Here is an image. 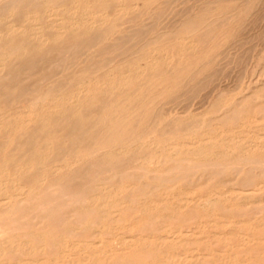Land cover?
<instances>
[{
  "label": "bare ground",
  "instance_id": "bare-ground-1",
  "mask_svg": "<svg viewBox=\"0 0 264 264\" xmlns=\"http://www.w3.org/2000/svg\"><path fill=\"white\" fill-rule=\"evenodd\" d=\"M52 1L0 0V22L9 20L3 22L6 23V26L2 23L5 27L0 30V88L10 87L11 80L3 82V79L10 78L11 73H16V78H18L19 70H30L29 68H33L40 59H43L45 53H50L54 49L61 53L64 52V49L69 50L71 45H75L78 36L87 32H83L79 28L80 21L84 22L83 25L89 24L88 27L93 30L96 24H103L109 15L106 10H102L103 6L98 3L99 0H61L57 3ZM145 1H140V4ZM129 2L128 5L123 2L122 4L117 3L114 8L116 13L130 7ZM136 3L137 0H131V5ZM102 4L105 5L104 2ZM214 10L210 11L209 17L207 13L204 15L208 19L202 16V13H205L202 12V15L198 14L193 19L191 18L192 20L189 19L181 25L182 27L180 26L181 33H189L187 40L191 46L197 47L198 43L204 40L203 36L211 34V29L204 33H201V30L213 25L221 18L222 11ZM222 13L224 14V12ZM65 14L69 16L63 17ZM43 15H47L45 20L48 16L51 17L50 15L60 16L58 29L56 31L50 29L52 32L47 33L48 36L43 33V31L47 32V27L46 30L41 31V27H37L38 25L35 29L28 24ZM96 15L97 17H94ZM11 17L15 19H10ZM58 18L56 17V19ZM66 18H68L67 21H64ZM55 21L54 23H57ZM72 21L76 27H71ZM90 21L91 23H88ZM68 22L70 27L66 26ZM95 22L97 23L94 25ZM91 25L94 27L92 28ZM51 26L53 25L51 24ZM32 27L35 29V31L31 30L35 41L31 42L30 39L29 43H25L28 40L26 39V41L24 38L30 33V31L29 33L26 31ZM166 27L164 26V28ZM110 28L109 30L112 29ZM109 30L107 28L103 33L105 35L109 33L110 36L114 30ZM31 36L33 37V35ZM24 40L25 42H23ZM139 48L143 47L139 46ZM161 49L165 50L166 47L162 46ZM150 50L153 51L154 48L148 51ZM146 55L147 53H143L144 57ZM180 60L181 57L177 63ZM51 61L49 60V62ZM55 64L57 65V63ZM118 65L116 64L102 73H100L101 67H98L99 69L97 67H95L96 69L89 68L90 71L82 69V73L80 68L78 72L76 71L81 73L78 74L79 76L76 77L73 74V77L67 79L70 83L65 85L71 84L67 91L62 89L64 87L62 84V86L58 84L61 89L55 87L56 89L51 90V85L56 83V78L59 77L61 71V75L63 72L68 75L71 72L67 73L66 69V72L63 71L64 69L59 70V75L54 77L55 82L51 85L47 84L46 89L39 90L32 87L29 90L24 88L25 91L20 88V92L16 93V101H21L23 107L28 104L26 102L32 103L38 101L37 99H41L43 102L44 98L50 96L45 104L39 103L40 105L38 104L39 106L33 111L25 109L24 112L28 116L22 111L24 117L21 115V118L9 119L13 114L5 110L6 118L0 119V136L4 137V139H0V264H264V132L259 133L264 129V101L260 100L256 104L254 102L251 104L249 93L238 97L239 101L234 100L236 97L232 100L233 97L230 98V95L227 97L225 94L224 96L227 98L221 96L222 98H219L217 102H213L215 107L207 109V112L218 111V118L209 117L210 120H208L205 117L206 123L204 122L203 127L201 126L204 124L203 122L202 124L199 122L200 126H195L196 121L201 120L196 114L201 115L204 111L193 114L192 116H197L193 122H191L192 120L188 122L186 119V124L184 119V125L182 123L176 125V122H181L179 120L182 118L181 111L180 115L168 117L170 120L164 121L165 123L158 132L154 129L155 118L150 121V124L152 121L153 123L151 126L148 125V131L145 126L142 127L147 121L146 118L149 117L146 112V105L149 102L148 100V103L146 100L143 102L144 105L146 103V110H144V105L140 101L143 106L142 111L144 110L147 115L146 118H143V122L142 116L146 114L143 111L144 114L136 121L138 129H134L136 125H133L134 114H136L137 108L138 110L141 108H139L138 102L139 106L134 105L130 108L132 110H129L127 105L132 100L128 103L131 98L128 97L131 96L133 90H139V86L141 89L149 83L153 82L152 84H154L156 81L154 78L157 79L156 76L159 74L156 71L159 69L154 70L155 72L151 69L153 66L156 67L154 57H151L146 65L144 64L145 68L138 69L133 75L134 77L130 73L129 65L124 69H120V65ZM147 68L148 71H146ZM36 72L40 73L41 70ZM76 72L74 73L77 74ZM55 73L54 75L52 73L51 76H55L57 74ZM64 74L62 76L68 77ZM31 75L30 77H32ZM61 75L58 79H61ZM159 76L161 75L159 74ZM131 79H134L133 82ZM52 80H48V82H52ZM139 80L143 82L142 86ZM114 89V95L103 104L99 111L91 113V111L89 112L91 108L87 110V113L91 115L96 113V117L92 125L88 124L87 120V122L84 121L86 126L87 124L91 126L86 127L83 135L76 136L71 131L73 136L70 137V144L75 146L72 145L71 149L67 146L69 150L66 151V154L69 156L64 153L62 157L54 156L55 158L51 160L50 156H53L54 148L59 146L57 145L59 142H55V140L62 138V134H60L61 136H58L61 138L52 139L53 135L57 134L55 130L60 128L65 131L69 127L68 125L81 122L85 118L79 111L81 105L86 103L87 106L88 103L97 100L101 91L112 92ZM4 91L8 93L7 90ZM3 94L5 95V93ZM21 94L23 97L20 98ZM4 95L2 96L4 97ZM120 97H123V100H119ZM251 98L255 97L252 95ZM123 103L127 105L126 109L124 107L125 110L121 111ZM151 104L153 105V103ZM118 105L121 107H119L120 110L117 109ZM237 105L239 106L237 107ZM257 111L261 113H256V115H260L259 117L254 116ZM73 114H76L77 118ZM91 115L88 116V119ZM0 116L3 115L0 113ZM158 119L157 124L161 125L160 117ZM211 119L214 121L212 122ZM49 120L50 123L53 120V124L46 130L49 127ZM91 120L92 118H90ZM203 120L205 121V119L201 121ZM46 121H48L47 127H45ZM248 121L258 122L255 126V130H257L255 135L259 138L258 140L254 138L252 142H249V145H247V135H244L247 132L241 135V129L234 128L236 123L242 128L246 123L248 125ZM82 122L80 124L84 127ZM80 124L75 126L80 128ZM90 127L92 129L87 130ZM141 127L143 133L146 128V135L152 136L149 143L164 144L167 142L165 145L162 144L163 146L158 149L159 152L154 149L149 152L142 149L141 137L146 135H143L139 130ZM200 127L202 128L200 129ZM245 128L247 129V127ZM234 129L237 130H235L236 133L240 134L233 135ZM79 131L78 133H80ZM154 131L157 132V140L154 138ZM62 133L63 136L67 135L68 130L66 134ZM19 136L21 138L34 136L33 139L30 138L26 142L27 148L24 147L26 156H21V153L15 150L8 151L9 155L1 154L2 150L6 152L8 150L6 148L10 147L12 142L14 144L15 137ZM81 140L84 144L81 143ZM85 140L86 142H84ZM149 143L147 141V145ZM14 145L17 149L18 145ZM15 147L13 146L12 149ZM57 149L61 152L59 148ZM56 151L54 150V155L57 154ZM8 174H11V178L9 180L6 178L7 180L3 181L5 180L3 177L9 176ZM22 174L31 175V177L23 176V178ZM185 179H191L194 184L190 183L189 186V183L186 182L185 185L183 183L181 185ZM183 186L187 188L184 190ZM240 216L242 219H238ZM91 234L97 239H90L92 242H87V237Z\"/></svg>",
  "mask_w": 264,
  "mask_h": 264
},
{
  "label": "rangeland",
  "instance_id": "rangeland-1",
  "mask_svg": "<svg viewBox=\"0 0 264 264\" xmlns=\"http://www.w3.org/2000/svg\"><path fill=\"white\" fill-rule=\"evenodd\" d=\"M53 1H54V3H57V2H59L61 0H57L56 2H55V0H53ZM115 1L116 0H114V1H112V0L111 1H109V0L108 1L107 0H99L98 1V3H100L103 6L102 10L103 11L106 10L109 13V15L106 17L107 20H105V22L103 24L100 23L99 25L96 24L97 22L93 23L94 25L96 24L95 27L97 26L96 29H95L94 25H91L92 28L94 27L93 30L91 29V27H88L89 24L85 23L83 25L84 22L82 23V21H80L81 22V26L79 25L80 22L78 23L79 28L82 29L83 32L84 31H87V32H84L83 35L80 34L78 36L77 43L75 45H71L69 47V50L66 48V49L63 50L64 52L60 53V51L58 52V50H57V52H56V49H54L55 51L53 50V51H50V53H45L44 56H43V59L42 60L40 59L41 61L39 60L40 63L39 62H37V64L35 63L36 65H34L33 68L32 67L29 68L30 70H28V69L19 70V72H17L18 73L17 74L18 78H16V73H11L13 76L15 75L14 77L16 78V81L18 83L14 80L15 78L12 75H11L10 78L3 79L4 80L3 82H9L8 80H11V82H10L11 84H9L11 89L8 86H7L8 89L6 87L0 88V89H2V90H0L2 95H4L3 93H5V95H6V97H5V95H4V97L2 95L0 96V109H1L0 113H1V115H3V116H0V119L1 118H3V119L6 118L5 116H6V111L7 110L12 112V114H13V115H11L9 117V119L21 118L20 117L21 115H22V117H24V114H22L21 112L22 111L24 112L25 109H27V110L29 109V110L33 111L40 104H43V103L45 104L49 100L50 96H48L47 98H44L43 102H42L41 99H37L38 101H35L36 103L35 102H32V103L26 102L28 104L26 106H24L25 107L24 108L21 105L22 104L21 101L20 102L16 101V96L20 92V88H22L23 90H25V89L29 90V88L32 89V87H34L36 89H39V90L40 89L41 90L46 89L47 88L46 87L47 84L51 85V83L55 82L54 77L56 78L59 75L58 72H60L63 69H64L63 71H65V69H66L67 73L70 72V71L72 73L70 72L71 74L69 73V75H68L66 73L64 74V72H63L62 75L64 74L65 76H68V77H64V76L61 75V72H62L61 71L60 72V75L62 76L61 79H58V78H60V75H59V77L56 78V83L57 84L56 83L52 84L51 85V90L54 89L55 87H57L58 89H61V87H60L61 84L64 86V87H62L63 90H65V91H67V89L69 90L71 84L70 85L68 84V86L65 85V84L70 83L68 80L70 79V77H73L72 76L73 74L76 77L79 76L82 73V69H87V70L89 68L96 69L95 67H97V69H99L101 67L100 68V73H102V71L105 72V70H107L108 68L114 67L116 64L120 65V66L118 65L120 67V69H124L125 67H128V65H129L130 69H131L130 73H131L132 77H134L133 75L137 72L138 69L141 70L142 68H145L146 62L151 57H154V65L156 66V67L153 66L151 69L153 71L156 70V69L157 70L159 69L156 72L159 73L161 76H159V74H158L156 76L157 79L154 78V80H156V81H154V84H152L153 83L152 82V83H149L148 85H145V86L141 87V89H140V86H139L138 87L139 90H137V89L133 90V92H136V93L134 94L133 92H131V96L128 97V98L131 97L130 100H128V98H127L128 103L131 102V100H132V102L130 104H128V105L123 103V107H122V110H121V111L125 110L126 109V107H125L126 105H127V108H129V110H132L130 108L134 107V105L135 106H139L140 105L139 108H141V109L138 110V108L136 107L137 108L136 114H134V112H133V114L135 115V118H134V115L132 114V116H133V118L135 120V121L133 120V122H134L133 125L136 124V121L138 120L137 118H141V116L144 114L143 111L146 110L145 105L148 102H149L148 105H146L147 106V111L146 112L148 113V115L144 111L146 113V114H144L145 117H143L144 115L142 116V121H143V118H146V115H147V117L149 116L148 118H146V120L148 122L144 119L146 122L143 121L144 125L143 126L141 125V126L142 127L145 126L146 128L151 126L153 121H152L151 124H150V121L154 120V118H155L154 122H156V123L154 125V129H156L157 132H158L161 129V127L163 126V124L165 122H167L168 120H170L169 119L170 117H173L174 115H180L181 111H182L181 116H182L183 119L179 118V120L181 122H178V123L176 122V125H178L179 123L180 124L182 123L184 125V121H183L184 119L185 120L188 119V122H189V120L190 121L192 120L191 122H193L194 120L197 119V116L200 117L201 120L205 119V121L204 120L203 121H201V120L198 121L199 120L198 119L196 121L197 124H196L195 127L200 126L199 122H201V124H202V122L206 123V118L205 117H207V119L209 117L218 118V116H219L218 111L216 112V111L213 110L214 113H212L213 111L207 112V109L211 108L214 105L213 102H217V100H219V98H222V97L223 98H227L230 95V98L233 97V98H231L232 100L236 97L234 100L235 101H239V100H237L238 97L240 98V97H242L244 95H247L249 93L250 103L251 104H252V102H254V104H256L257 101L260 102V100H261V102L264 101V95H263L264 94V91H263L264 90V57H263L264 56V23H263L264 22V0H253V1L252 0H247V1L246 0H242V1H240V0H234V1H232V0H230V1L229 0H223V2H222V0H216V1L215 0H148L147 1L146 0L147 2L145 1L146 3L144 2L143 4H140V1L142 2V0H137V3L133 4V5H131V0H130V2H129V0H120V1L117 0L118 1L117 3L120 2L122 4V2H123V4L126 3V5H128V2H129V4H130V7L125 8L120 13L119 12L116 13V11L114 10V8H116V4H117ZM155 1H156V3H155ZM103 2L105 3V5L102 4ZM106 2H107V4H106ZM243 2H244V4H243ZM228 7H229V9H228ZM150 8H152V9L154 8V9L152 10ZM182 8H184V9H182ZM157 9H159V10H157ZM190 9H191V12H190ZM214 9H218V10H214ZM247 9H248V11H247ZM155 10H156V13H155ZM212 10L217 11V12L218 11H222V12H224V14L221 12L220 14H222V15H221L220 19H218L213 25H210L209 27L203 28L201 30V33H204L208 29H211V34L212 35L208 34L206 36H203L204 40L199 42L198 43L199 45H197V47L196 46H194V47L191 46L189 44L188 40H187L188 36H189V33L188 32H182L181 33V30H179L182 27L181 25H183L189 19L192 20L198 14H200V15L203 14L202 16L205 17L204 15L207 13V16H208L209 14H211L210 11H212ZM228 11L229 12L231 11V13H229ZM175 12H177V13H175ZM202 12H205V13H202ZM187 13H188V15H187ZM66 15H68V14L63 15V17H65ZM50 16L51 17L48 16V18H46V20H45L44 18L47 17V15L46 16L43 15V17H39L40 20H38L39 18L36 20L37 22L36 21H34V22L32 21V22L28 23L26 21V23L32 25L35 29H36V26L38 25L37 27H41V31L46 30V27H47V32L45 33L43 31V33L48 36L47 33L50 34V32L56 31V29H58L57 25H58V22L60 20V16L59 15H57V16L50 15ZM58 16H59V18H58ZM143 16H144V18H142ZM239 16H240V18H239ZM56 17L58 19H56ZM94 17H97V15L94 16ZM208 17L206 19H208ZM237 18H238V20H237ZM10 19H15V18L11 17ZM67 19L68 18H66L64 21H67ZM42 20L43 21L45 20L44 23H43ZM55 20H57V21H55ZM72 20H73V18H72ZM239 20H241V21H239ZM5 21H9V20L6 19ZM5 21H1L0 22V30H2L3 27L6 26V23H3ZM49 21H51V23L48 26ZM54 21L57 22V23H54ZM2 23L5 26H3ZM88 23H91V21L88 22ZM51 24L53 26H51ZM168 24H169V26H168ZM176 24H177V26H176ZM54 25H55V27H54ZM71 25H69V22H68V24L66 26L67 27H70V26L71 27H76V25L73 24V21L71 22ZM166 25H167V27H166ZM164 26L166 28H164ZM33 27L30 28V29H27L26 32L29 33V31H30V33H32L31 30L35 31V29ZM110 27L114 31H112V34H110V36H109V33L108 34L106 33V35H107L106 36L105 33H103V32H104V30L106 31L107 28L109 30ZM151 27H153V28H151ZM53 28H54V30H53ZM50 29H52V31H50ZM84 29H87V30H84ZM89 29H91V30H89ZM111 30H109V31H111ZM148 32H150V33H148ZM157 32H159V33H157ZM173 32H175V33H173ZM240 32H242V33H240ZM125 33H127V34H125ZM29 34H27L26 37L24 38L25 40L27 39L28 41L26 40L27 42H25V40H24L23 42L29 43L30 39L32 40L31 42L35 41L34 34L33 33L31 34V35H33V37L31 35H29ZM225 34H227V35H225ZM181 35H182V37H181ZM183 35H184V37H183ZM223 35H225V36H223ZM90 36H91V38H90ZM214 36H215V38H214ZM212 38H214V39H212ZM118 39H120V40H118ZM143 39H145V40H143ZM164 40H166V41H164ZM139 42H140V44H139ZM142 44H144V45L141 46ZM217 44H218V46H217ZM184 45H185V47H184ZM139 46L143 47V48H139ZM162 46H165L166 49L165 50L161 49ZM205 46L208 47V48H206ZM204 47H205V49H204ZM152 48H154L153 51H151V50L148 51L149 49H152ZM125 49H127V50H125ZM104 50H106V51H104ZM201 51H202V53H201ZM116 52H118V53H116ZM143 53H147V55L145 56L146 58L143 56ZM73 54H74V56H73ZM139 54H140V56H139ZM104 55H108V56H104ZM118 55H119V57H118ZM37 57L39 58V56H37ZM69 57H70V59H69ZM180 57H181V60L177 63V60ZM96 58H98V59H96ZM130 58H131V60H130ZM54 59H57V60H54ZM49 60L50 61L52 60V61L49 62ZM67 60H69V61H67ZM106 60H107V62H106ZM20 61L23 62L22 60H20ZM117 61H118V63H117ZM122 61H124V62H122ZM130 61H131V64H130ZM55 63H57V65H59V64L60 65L57 66ZM62 63H63V66H62ZM79 65H81V66H79ZM66 67L68 69L70 68L71 70L69 69V71H68V69ZM80 68H81V70H80L81 73L79 72L80 73L79 74L77 72H78V70ZM116 68H118V67L116 66ZM134 68H136V70H133ZM32 69H34V70L31 71ZM91 69H89V71ZM26 70L28 71V73H27ZM40 70H41L40 73L36 72V71L39 72ZM146 71H148V68L146 69ZM162 71H164L165 73H163ZM74 72H76L77 74H75ZM52 73H53V75H54V73L56 75L55 76H51ZM29 74L30 75L32 74L31 76L33 77V79H32V77H30ZM63 77L66 78V79L64 80ZM48 80H52V82H48ZM66 80H67V82H66ZM133 80L134 79H131V82H133ZM24 81H25V83H24ZM139 82H141V86H142L143 82L140 81V80H139ZM58 84H60V85H58ZM13 86H15V87H13ZM3 88H5L4 90H7L8 93H6V91H4ZM102 92L103 91L100 92L99 98L97 100H94L95 102L98 101L99 103H95L94 101H92V102H94V104H92V102L88 103L91 106H89L87 104V106H88L87 107L86 103H85V104H82L81 107L79 108V111L82 114V117H85V118L82 119L83 122L81 121L83 125H85L84 121H86V120L88 121V122L87 121L86 122L88 124H91V125L93 124V121L95 122L94 119L96 117V115H95L96 113L91 115V114L87 113V110H89L91 108V110H89V112L91 111V113L93 111L94 112L99 111L102 108L103 104H105V102L108 101L109 98H111L114 95L113 92H115V89L112 92L111 91H108V92L106 91V92H103V93ZM104 93H105V95H104ZM220 93H221V95L219 96ZM258 93H259V95H258ZM225 94H227V97L224 96ZM254 94H256V95H254ZM25 95L26 94H24V97H26ZM252 95L255 98H251ZM257 96H259V97L256 98ZM21 97H23L22 94L20 95V98ZM123 97H125V96H123ZM123 97H120L119 100H123ZM39 100H40V102H39ZM145 100H146V103L144 105L143 102H145ZM147 100H148V102H147ZM140 101H141V104L143 103L144 108H145L143 111H142V109H143L142 107L143 106L140 104ZM138 102H139V105H137ZM125 103H127V102H125ZM151 103H153V105ZM2 105H3V107H2ZM238 106L239 105H237V107ZM61 107H63V106H61ZM117 107H118L117 109L120 110L121 107L119 105ZM124 107H125V109H124ZM213 107H215V106H213ZM183 110H184V112H183ZM83 111H85V112H83ZM137 111H138V113H137ZM141 111H142V113H140ZM202 111H204L203 112L204 114L202 113ZM205 111H206V113H205ZM164 112H166V113H164ZM169 112H170V114H169ZM197 112L202 113V114L201 115L200 114H196L197 116L196 115L192 116L193 114H195ZM171 113H172V115H171ZM256 113H258V111L254 113V116L256 115ZM258 114H261V113L259 112ZM258 114L256 115L257 117L260 116ZM89 115H91V116L88 119ZM27 116H25V117H27ZM73 116L76 117V114H73ZM158 116L160 117V120H161V123H162L161 125L157 124V122H159V119H158L159 117ZM90 118H92V120H91L92 122L90 121ZM149 118H150V120H148ZM163 118H165V119L162 120ZM179 120H177V121H179ZM208 120H210V119H208ZM211 121L213 122L214 119H211ZM51 122L52 123H50V120H49V127L46 128V130H48L52 126L53 120H51ZM81 122H79V123L75 122V124L73 123V125L72 124L68 125L69 127L67 128V130H68V134L70 133L69 135L67 134V135L63 136L62 132H65V134H66L67 133L66 129H65V131L60 130V128H57L59 130H57V129L55 130V132H57V134H54L52 139L55 140L56 138L59 139V138L62 137L61 140H55V142H57V141L59 142V144L56 143L59 146H57L56 144L55 145L57 146V148H59L61 150V152L57 148H54V150H57L56 151L57 154L54 155L55 152L53 150V156H50L51 160L53 158H55L54 156L58 157V155H59V157H62V155L64 153L67 156L68 154H66V151H68L69 148L71 149V146L74 145L72 143L70 144V141H71L70 137L73 136V134H75L76 136L77 135L78 136L83 135V133H84L83 131L86 130V127L87 126L88 127L91 126V125H88L85 122L87 124V126L85 125L83 127L80 124ZM185 122L187 124V120ZM250 122H252V123H250ZM45 123H46L45 127H47L48 126V121H46ZM205 123L202 124L201 126L203 127V125H205ZM257 123L258 122H254L253 123V121H248V125L246 123V125L243 126L242 128L238 126V123H236L235 126H234V128H236V129L237 128H239V130L241 129L240 130L241 131L240 132L241 135H243L245 132H247V134H244V135H247V137H246V139L248 141L247 145H249V142H252V140L254 138L256 140L259 139L255 135L256 132H257V130H255V126L257 125ZM60 124L62 125L63 123H60ZM79 124H80V128L78 126H75V125H79ZM134 127H132V128L138 129L137 128V124ZM142 127L139 129V130H141V133H143L142 132ZM202 127H200V129ZM245 127H247V129ZM76 128H78L79 130H81V128H82V130L79 131ZM83 128H84V130H83ZM146 128H145V130L143 128V130L145 132V133H143V135L144 134L146 135V132L148 131V128H147V131H146ZM249 128H250V130H249ZM69 129H70V131H69ZM88 129H92V128L90 127V128H87V130ZM94 129L96 130V128H94ZM134 129H132V130L136 131ZM236 129H234V131L232 132L233 135L240 134L239 132L236 133V131L238 130V129L237 130ZM77 130L80 133H78ZM245 130H247V131H245ZM71 131L74 132V133L72 134ZM262 131L264 132V129L260 130L259 133L261 134ZM157 132L154 131V138L156 140H157V137H158V135H156ZM60 134H62V136ZM79 134H81V135H79ZM56 135H57V137H54ZM58 135H60L61 137H59ZM254 135H255V137H254ZM68 136H69V138H68ZM19 137L21 138V136H19ZM19 137H17V138L15 137L16 140L14 139V144L18 145L17 149H16L15 145L12 142L11 143L12 145L11 144H10L11 146L9 145L11 148L7 147L6 150L7 149L8 150L6 152H5V150H2L1 154L3 153V154H6V155H9L7 153L15 150L17 152H20L21 156H26V155H24V153H26L25 148H27V146H26L27 143L26 142L28 140H30V138L33 139L34 136L33 137H30V136L27 137L26 136V138L23 136L22 137L23 140H22V138L20 139ZM1 138L4 139L3 136H0V139ZM18 138H19L20 142H19ZM151 138H152V136L149 137V135L141 137V141L140 142L143 141L141 143L142 149H145L147 152L152 151L153 149H154V151L157 150L159 152L158 149H160L163 145H165L167 143V142H164V144L163 143H156V142L149 143ZM65 139H68V140H65ZM60 141H62V142H60ZM65 141H67L69 143H67ZM147 141L149 143L148 145H147ZM84 142H86V140ZM17 143H19V144H17ZM81 143L84 144L83 140H81ZM145 143H146V145H145ZM23 144H25V145H23ZM152 144H154V145H152ZM63 145H65V146H63ZM144 145H145V147H144ZM13 146L15 147L14 149H12ZM67 146H69V148ZM23 151H25V152H23ZM58 151H59V153H58ZM62 151H64V152H62ZM8 175L10 177L5 175V177H3L5 180H3V178H2V180L6 181L7 180L6 178H8V180H9V178H11V174H8ZM23 176L24 177L25 176L26 177H28V176L31 177V175L27 176V174L26 175L22 174L21 177H23ZM260 177H257V178L262 180V178H260ZM263 180H264V177H263ZM186 182L189 183L188 184L189 186L191 184L192 185L194 184V181H192L191 179H188V180L185 179L184 181L181 182V185H183L184 183L186 184ZM188 185H186V186L188 187ZM187 187L183 186L182 188L184 189V188H187ZM13 190L14 189H12V191ZM238 219H242V216H240ZM87 239H88L87 242H92L90 239L96 240L97 238L93 237V235L91 234V235H89V237H87ZM81 243H79V244H81ZM81 245H83V244H81Z\"/></svg>",
  "mask_w": 264,
  "mask_h": 264
}]
</instances>
